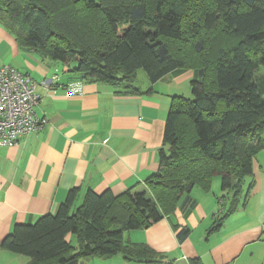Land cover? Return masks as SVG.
Here are the masks:
<instances>
[{"label":"trees","instance_id":"16d2710c","mask_svg":"<svg viewBox=\"0 0 264 264\" xmlns=\"http://www.w3.org/2000/svg\"><path fill=\"white\" fill-rule=\"evenodd\" d=\"M200 2L0 0V25L20 47L74 65L70 71L83 82L141 94L133 86L140 69L151 84L175 70L195 72L191 98L171 97L159 169L140 190L120 196L87 191L75 206L72 189L54 214L15 225L0 249L26 256L29 264H77L118 254L134 263L162 264L163 255L127 242L125 233L173 214L183 195L190 201L193 188L209 192L216 176L232 203L220 217L218 200L213 229L239 207L255 157L264 151V0ZM188 234L182 227L177 237Z\"/></svg>","mask_w":264,"mask_h":264},{"label":"crops","instance_id":"0c3cea01","mask_svg":"<svg viewBox=\"0 0 264 264\" xmlns=\"http://www.w3.org/2000/svg\"><path fill=\"white\" fill-rule=\"evenodd\" d=\"M11 66L36 83L35 113L47 124L0 148V241L15 225L35 223L54 214L72 189L75 206L87 191L110 190L120 196L140 190L159 169L164 122L178 85L195 72L179 69L132 94L121 87L83 82L66 65L23 49L0 25V67ZM53 77H57L56 80ZM80 82L81 92L67 97L68 85ZM219 182V181H218ZM209 192L193 188L175 212L146 229L126 232L129 243L145 244L163 255L162 264H264V166L254 160L239 207L216 230L214 215L222 198L224 216L232 197L214 183ZM188 228L180 241L178 231ZM26 256L0 249V264H29ZM77 264H140L122 255L81 258Z\"/></svg>","mask_w":264,"mask_h":264},{"label":"built area","instance_id":"2783aa9c","mask_svg":"<svg viewBox=\"0 0 264 264\" xmlns=\"http://www.w3.org/2000/svg\"><path fill=\"white\" fill-rule=\"evenodd\" d=\"M36 87L28 75L8 65L0 67V148L14 146L20 137L47 124L35 113L39 101ZM80 92L81 84L72 83L66 87L65 95Z\"/></svg>","mask_w":264,"mask_h":264},{"label":"rangeland","instance_id":"374dc122","mask_svg":"<svg viewBox=\"0 0 264 264\" xmlns=\"http://www.w3.org/2000/svg\"><path fill=\"white\" fill-rule=\"evenodd\" d=\"M206 1H208V0H201V2H200L201 6H203L206 3ZM197 5H198V2H197ZM218 31H219L218 28L213 30V32L209 35L210 37L208 39H211V38L215 37ZM204 35H206L205 32H204ZM147 81H148V78H147L146 73L142 69L138 70L137 74H136V85L141 87ZM189 84H190L189 82H185L184 84H179L178 85L180 96H183V97H186V98H191V92H190V85ZM261 139L264 141V131L261 134ZM255 161L259 162V164L264 166V151H262L258 155H256ZM218 181H219V177L218 176H216L215 178L212 179V181H211V189H213V187L215 185L214 183H216L215 187H218V185H219L218 183H220V181L219 182ZM67 239L73 245H75L77 243L76 239L72 235H68Z\"/></svg>","mask_w":264,"mask_h":264}]
</instances>
